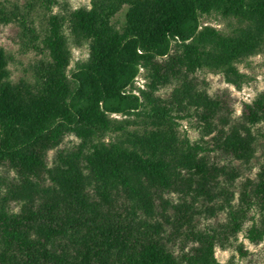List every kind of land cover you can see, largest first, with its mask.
Instances as JSON below:
<instances>
[{
	"label": "trees",
	"instance_id": "1",
	"mask_svg": "<svg viewBox=\"0 0 264 264\" xmlns=\"http://www.w3.org/2000/svg\"><path fill=\"white\" fill-rule=\"evenodd\" d=\"M90 4L0 8V22L18 23L22 47L40 57L31 79L14 82L0 48V172L13 175L0 173V264H220L217 249L247 256L240 235L264 241V162L238 193L234 163L256 156L264 91L234 119L196 76L221 75L237 90L249 82L239 65L264 53V0ZM37 6L48 15L40 30ZM212 17L227 30L204 25ZM85 45L88 59L72 67L73 47ZM142 71L146 89L135 87ZM183 122L198 140L181 133ZM69 136L79 142L60 149Z\"/></svg>",
	"mask_w": 264,
	"mask_h": 264
},
{
	"label": "rangeland",
	"instance_id": "2",
	"mask_svg": "<svg viewBox=\"0 0 264 264\" xmlns=\"http://www.w3.org/2000/svg\"><path fill=\"white\" fill-rule=\"evenodd\" d=\"M30 0H0V8L5 7L7 12L12 11L16 6H19L22 11H24L25 5ZM58 5L53 7L54 12H69L76 10L78 8H90L91 0H57ZM127 13V7L117 15L114 19V24L119 28L124 26L125 17ZM47 12L41 8L36 7L33 13V19L37 28L40 30L46 26ZM204 25L214 26L221 30H227V22L216 17L207 18L204 21ZM0 48H3L6 53L11 57L10 71L12 80L18 82L20 79H31L32 77V66L40 60V57L32 50H26L21 45V27L18 23L3 24L0 22ZM73 63L72 67L77 62L86 61L89 57V51L87 45L82 48L73 47ZM242 72L246 73L250 80L247 84L243 86L241 90L235 89L233 86L228 85L223 76L210 74V73H198L197 78L201 85L208 91L211 96L220 95L227 102V104L234 111V119L238 118L242 113V108L244 103L252 102L255 97L264 91V53L254 56L242 64L239 65ZM205 82L206 84H202ZM145 72L142 71L140 76L137 78L135 87L146 89L145 86ZM172 92V87L163 89L159 95L163 98L170 96ZM116 118L121 119L120 116ZM180 128L181 133H185L189 136L192 141H196L200 138V134L191 129V126L183 122ZM255 132L259 138L258 145L256 147V156L249 165L241 164L235 162V167L239 170V178L235 184V190L238 193L239 187L247 179H255L259 171L261 164L264 162V126H259L255 129ZM79 141L74 136H69L65 139L64 143L60 149H71ZM56 150L49 153V163L52 164ZM223 163H229L228 160H222ZM2 176H7L5 171L0 172ZM12 178V174L8 175ZM223 216L217 217L215 219H208L202 221L203 224L212 225L214 223L223 220ZM239 242H243L248 250V255L241 257L238 252L234 249H229L224 251L222 249H217L216 257L220 264H264V241L259 245H252L246 240L242 235L239 237Z\"/></svg>",
	"mask_w": 264,
	"mask_h": 264
}]
</instances>
